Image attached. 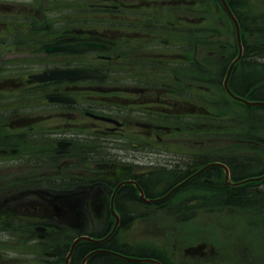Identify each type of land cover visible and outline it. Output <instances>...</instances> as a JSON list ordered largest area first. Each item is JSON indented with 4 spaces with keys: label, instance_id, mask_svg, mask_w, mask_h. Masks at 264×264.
<instances>
[{
    "label": "flooded vegetation",
    "instance_id": "1",
    "mask_svg": "<svg viewBox=\"0 0 264 264\" xmlns=\"http://www.w3.org/2000/svg\"><path fill=\"white\" fill-rule=\"evenodd\" d=\"M224 1L242 45L228 87L249 99L263 92L264 0ZM0 8V19L19 28L0 33V45L14 46H0V264H209V240L151 246L122 235L145 217L135 202L166 211L169 198L196 181L211 183L219 171L224 178L217 166L198 172L208 164L225 165L237 181L224 160L166 159L176 136L196 140L199 119H209V135L218 133L210 123L238 103L223 86L237 44L230 46L233 24L221 0H209V18L220 26L202 37L198 0H0ZM231 34L236 42L234 27ZM77 43L92 46L71 49ZM51 71L66 75L34 79ZM238 140L262 144L260 134ZM255 164L253 182L261 185V150ZM151 168L168 173L161 193L150 192ZM171 212L165 215L195 210Z\"/></svg>",
    "mask_w": 264,
    "mask_h": 264
},
{
    "label": "rangeland",
    "instance_id": "2",
    "mask_svg": "<svg viewBox=\"0 0 264 264\" xmlns=\"http://www.w3.org/2000/svg\"><path fill=\"white\" fill-rule=\"evenodd\" d=\"M198 1L197 28L199 37H202L208 35L209 27H214L216 24L209 18V0ZM248 2L253 4V0H247V4ZM0 12L4 10L0 8ZM249 12L253 13L254 9H250ZM57 15L63 16L64 14L61 11ZM8 16L14 15L5 17ZM18 31L15 20L0 19L1 34ZM221 32L226 33V30L222 29ZM227 33H229L227 37H230V46L234 50L232 29ZM21 42L25 43L26 40ZM0 46L14 48L9 40L3 41ZM202 48L205 51V42ZM207 49H209V41ZM201 58L205 64V53ZM206 64L209 66V58ZM207 82H201L200 86L208 87ZM198 104L209 109V102L199 101ZM238 106V104L230 103L226 119L210 123V129L218 133L209 135V119H199L197 139L189 136H176L177 143L173 142L170 146V149L174 151L167 154L171 157L166 159L170 162L171 160L178 162L185 160L189 163L192 158L195 160V157L200 155L203 156V160L207 158L209 161H226L237 176H254L259 171L255 163H257L260 150L262 163H264V111L262 109L249 110L243 106L238 108ZM255 134H260L261 146L238 140L244 136L253 137ZM209 150L213 154L211 157H209ZM155 170L156 168H151L150 171ZM167 175L165 171L163 173L155 171V174L151 175V178H154L155 187L154 189L151 187V193L164 191L161 181ZM209 176L211 177L212 174ZM213 177L216 178L211 183L199 180L196 181V187L192 191L187 190L174 194L165 206L166 211L157 213L155 207H146L142 203L135 202L133 208L145 210V217L135 220L133 233H129L127 237V232L123 233V239L143 240L151 246H159L161 244L157 243L162 241H166V245H171L174 239L180 241H190L196 238L198 241L209 240V245L215 248L213 249L215 255L209 260V264H264V184L250 183L233 190V187L224 183L222 171H219V176L214 175ZM231 194H233V201L239 204L224 203L230 200ZM187 201L190 202L187 203ZM178 209H191L195 210V213H192L194 216L180 217L165 215L172 213L171 210ZM141 225L143 229L140 228ZM160 227L164 231L156 232ZM136 228L145 232H137Z\"/></svg>",
    "mask_w": 264,
    "mask_h": 264
},
{
    "label": "water",
    "instance_id": "3",
    "mask_svg": "<svg viewBox=\"0 0 264 264\" xmlns=\"http://www.w3.org/2000/svg\"><path fill=\"white\" fill-rule=\"evenodd\" d=\"M221 2H222V4H223L225 10L227 11V13L229 14V16L231 17V19H232L233 22H234V25H235V31H236V41H237V46H238V56H237V58L231 63V65H230V67H229V69H228V71H227L226 77H225V79H224V81H223L224 89L226 90L227 93H229V94L231 95L230 90L228 89L227 80H228V77H229L230 71H231V69H232L234 63L239 59V57H240V55H241L242 47H241L240 40H239V30H238V26H237L235 20L233 19V17L231 16L230 11H229L228 7L226 6L224 0H221ZM89 46H91V45L88 44V43H81V44L77 45V48H86V47H89ZM93 46H94V45H93ZM54 49L57 50V49H60V47H58V48H51V50H54ZM65 75H66V74L63 73V72H51V73L49 74V76H47V77H45V76H37V77H35V78H36L38 81H46V80H56V79H61V78H63ZM231 96H232V95H231ZM233 98L236 99V100H238V101H240V102H242V103H243L244 105H246V106H259V107H264V102H263V101H248V100H244V99H242V98L234 97V96H233ZM211 165H220V164H219V163L209 164V165H207L206 167H209V166H211ZM206 167H204L203 169H205ZM223 168L225 169V178L228 179V171H227V169H226L224 166H223ZM203 169H202V170H203ZM202 170H200L199 172H201ZM139 191H140V193H141V190H140V189H139ZM79 240H88V241H90V239H88V238H86V237H81V238L77 239V241H79ZM126 259H127V258H126ZM128 260L136 261V260H133V259H128Z\"/></svg>",
    "mask_w": 264,
    "mask_h": 264
},
{
    "label": "trees",
    "instance_id": "4",
    "mask_svg": "<svg viewBox=\"0 0 264 264\" xmlns=\"http://www.w3.org/2000/svg\"><path fill=\"white\" fill-rule=\"evenodd\" d=\"M254 30H251V32H253ZM263 76H264V72H263ZM250 98L252 100H260V101H264V79H263V92L261 95H254V94H251L250 95ZM253 109H262L264 111V108H253ZM232 177L239 180V179H242L243 177L240 178V176H237L235 173L232 174ZM262 183H264V181H262ZM224 203H228V204H239L235 201H233V198L232 196L230 197V200H227L225 201Z\"/></svg>",
    "mask_w": 264,
    "mask_h": 264
}]
</instances>
